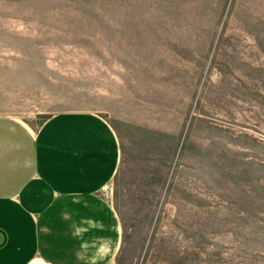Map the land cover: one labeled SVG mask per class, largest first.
Segmentation results:
<instances>
[{"label": "rangeland", "instance_id": "obj_1", "mask_svg": "<svg viewBox=\"0 0 264 264\" xmlns=\"http://www.w3.org/2000/svg\"><path fill=\"white\" fill-rule=\"evenodd\" d=\"M100 117L110 264H264V0H0V116Z\"/></svg>", "mask_w": 264, "mask_h": 264}, {"label": "crops", "instance_id": "obj_2", "mask_svg": "<svg viewBox=\"0 0 264 264\" xmlns=\"http://www.w3.org/2000/svg\"><path fill=\"white\" fill-rule=\"evenodd\" d=\"M116 162L98 116L56 114L35 129L0 116V264H110L121 226L101 191Z\"/></svg>", "mask_w": 264, "mask_h": 264}]
</instances>
